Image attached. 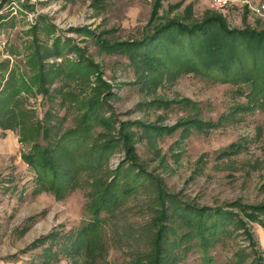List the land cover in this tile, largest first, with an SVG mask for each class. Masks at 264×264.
I'll return each mask as SVG.
<instances>
[{
    "label": "rangeland",
    "instance_id": "obj_1",
    "mask_svg": "<svg viewBox=\"0 0 264 264\" xmlns=\"http://www.w3.org/2000/svg\"><path fill=\"white\" fill-rule=\"evenodd\" d=\"M181 1L170 10L180 0H162L159 15L167 11L168 18L190 24L213 14L232 30L264 31V0H238L223 14L208 0ZM153 3L0 0V100L8 95L4 117L12 126L0 129V264H93L65 249L90 219L85 206L115 179L118 191L130 187L132 194L117 198L103 222L110 264H128L146 250L151 221L162 213L167 218L161 223L170 229L165 241L176 240L184 231L185 205L224 211L226 237L207 246L194 238L187 252L163 264H264V95H251L250 84L202 74L170 78L104 47L152 32ZM154 49L147 48L149 59ZM91 104H99L98 114L88 122L82 152L107 142L113 147L89 162L83 155L76 188L58 200L39 191L35 171L22 159L31 144L20 142L18 125L39 122L63 132L77 126ZM50 134L40 143L52 141ZM163 255L169 258V251Z\"/></svg>",
    "mask_w": 264,
    "mask_h": 264
},
{
    "label": "trees",
    "instance_id": "obj_2",
    "mask_svg": "<svg viewBox=\"0 0 264 264\" xmlns=\"http://www.w3.org/2000/svg\"><path fill=\"white\" fill-rule=\"evenodd\" d=\"M161 2L162 0H154L152 5L147 23L152 32L143 35L138 41L106 43L104 47L116 53L126 52L148 71L155 72L161 69L167 72V77L170 78L182 73L202 74L224 84L242 86L250 84L251 95L257 93L264 95V31L232 30L223 17H216L213 14L207 15L199 22L188 24L182 17L168 18L167 11L159 15ZM182 4L180 1L169 8L176 9ZM189 9L190 5H187L185 11ZM163 20L164 22H161ZM152 46L155 47L154 57L149 59L147 48ZM172 53H176V56H172ZM170 62L174 64V68L168 69ZM2 95L8 96L4 92ZM5 97L0 100V113L4 114L2 117L9 113ZM11 98L13 97L9 96L10 100ZM2 101L4 108L1 106ZM98 106L99 104H91L77 126L63 132H55L54 128L49 131L39 122L21 127L18 125L20 142L31 144L30 152L23 155L22 159L35 171L39 191H49L60 200L76 188L78 183L75 176L80 172L78 168L86 164L79 163L83 155H86L81 148L88 139V122L96 119ZM18 117L22 118V115L19 114ZM11 128L6 117L0 118V129ZM50 132L54 134L53 140L41 144L39 138L48 139ZM127 141V138H123L127 153L130 154L132 147L127 146L128 143H125ZM111 146L113 147V144L107 142L101 147H92L93 149L87 152L86 156L90 157L87 162L96 155L98 158H101L102 154L105 156ZM140 174L144 175L143 171ZM115 182L116 179L105 187H100V191L95 193L92 201L85 206L84 211L90 219L83 223L75 236L69 237L70 245L65 249L66 254L71 251V256L78 254L91 258L93 264H110L104 255L103 222H108L112 217L118 199H125L132 194L130 187L118 191ZM181 213L180 221L184 231L176 233V240L165 241L164 236L170 229L166 230V225H162L161 222L167 218L166 212L162 213L159 218L155 217L151 221L154 230L148 237L146 250L139 251L138 256L128 264H163L166 259L175 262L176 252H187L191 246L189 242L194 238L198 239L201 245L207 246L212 243L218 244L221 238L226 237V228L230 223L226 224L228 215L224 211L216 209L210 212L205 208L185 205ZM231 220L234 224L240 223L236 218ZM49 238L50 235L43 236L37 242H44ZM32 245L35 246V242ZM173 249L176 250L172 252ZM164 250L169 251V258L163 255Z\"/></svg>",
    "mask_w": 264,
    "mask_h": 264
},
{
    "label": "built area",
    "instance_id": "obj_3",
    "mask_svg": "<svg viewBox=\"0 0 264 264\" xmlns=\"http://www.w3.org/2000/svg\"><path fill=\"white\" fill-rule=\"evenodd\" d=\"M210 2L211 8L221 14L228 12V10L233 7L238 0H208ZM264 9V6L262 7ZM260 10H258L259 12Z\"/></svg>",
    "mask_w": 264,
    "mask_h": 264
},
{
    "label": "crops",
    "instance_id": "obj_4",
    "mask_svg": "<svg viewBox=\"0 0 264 264\" xmlns=\"http://www.w3.org/2000/svg\"><path fill=\"white\" fill-rule=\"evenodd\" d=\"M181 1V0H180Z\"/></svg>",
    "mask_w": 264,
    "mask_h": 264
}]
</instances>
